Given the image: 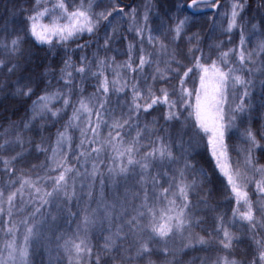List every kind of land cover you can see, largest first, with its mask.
<instances>
[{
  "label": "snow or ice",
  "instance_id": "obj_1",
  "mask_svg": "<svg viewBox=\"0 0 264 264\" xmlns=\"http://www.w3.org/2000/svg\"><path fill=\"white\" fill-rule=\"evenodd\" d=\"M158 5L159 0H145L141 11L120 0H34L31 9H21L27 13L22 25L13 29L10 38L0 40V50L14 57L23 55L25 43L47 46L51 52L55 44L65 45L84 33L96 37L99 45L92 59L82 55L78 64L70 57L62 58L57 79L60 87L55 90H50L53 85L49 79L42 94L36 92L39 81L56 77L51 63L41 65L43 71L38 75L30 73L0 84V91L8 89L22 100L37 96L22 127L13 123L0 132V154L20 149L10 157L0 155L2 170L8 177L0 186V217H7L0 219V264H35L34 257L41 250L48 255L47 264H62L64 258L68 264H185L183 255L196 248L216 249L217 254L207 264H264V235H260L264 230V164L260 163L264 159V131L257 133L251 126L254 112L264 119V79L259 80L257 105V82L253 78L257 73L264 77V61L256 66V58L264 55V38L257 39L253 51L245 48L253 36L264 37V17L256 22L254 18L246 20L248 0H230L229 11L223 13L226 27L215 16L209 19L213 30L230 35L238 29L239 48L221 51L211 59L200 48V33L193 28L202 14L221 7L220 0H174L166 7ZM258 7L264 9V0ZM125 24L126 31L139 39L138 62L133 58L136 45L131 42L127 46L128 59L122 63H117L114 56L100 57L101 49L110 51L118 38L126 39L120 33ZM248 25L250 31L246 34ZM101 29L103 37L98 35ZM145 40L153 52L145 50ZM181 42L189 46L187 55L191 59L187 64L179 58ZM170 44L175 46L171 50ZM78 47L83 50L87 44ZM197 52L200 55H195ZM232 56L237 57L235 63ZM148 68L153 69V84L178 77V91L160 88L157 94L151 84L144 91L139 80L129 85L126 72L138 73L147 82L144 73ZM3 69L10 75L27 71L19 62L0 59ZM89 76L97 81L96 91L84 97V88L78 87L77 79L83 85ZM190 79H198V87H188ZM129 88L127 112L121 108L116 116V109L108 107L111 97L116 95V107H121L120 94ZM74 91L80 93L75 104ZM58 103L60 107H56ZM158 105L167 108L163 119L168 127L159 130L164 135L139 123L141 112L150 114ZM69 107L72 114L63 129L57 130L54 144L45 146L42 132L47 122L61 119ZM106 115H111V122ZM238 119L246 120L247 126L241 133L245 147L238 152L242 159L234 163L227 141L229 132L238 128ZM103 127L108 128L106 136L101 134ZM72 129L80 133L75 154ZM126 129H134L135 135L125 139ZM190 130L194 135H189ZM26 131L40 136L35 148L46 155L42 165L45 171L33 178L21 170L13 179L15 164L25 159V144L33 143L31 138L25 139ZM146 133H155V138L145 145L141 141ZM204 138L205 151L214 161L212 171L218 170L226 179L224 190L235 201L232 219L226 221L223 214H217L215 228L207 238L193 230L203 219L197 216L200 209L191 198L206 182L211 183L209 172L193 162L202 155L198 150ZM102 154L107 156V165ZM172 165L178 166L173 169ZM252 184L255 201L248 191ZM211 195L209 189L198 204L208 208L207 198ZM161 200L167 202L166 207H158ZM236 223L247 227L251 234L254 248L247 262L235 256L242 243L241 237L230 230ZM97 231L107 234L102 236L100 251L94 252L90 235Z\"/></svg>",
  "mask_w": 264,
  "mask_h": 264
},
{
  "label": "trees",
  "instance_id": "obj_2",
  "mask_svg": "<svg viewBox=\"0 0 264 264\" xmlns=\"http://www.w3.org/2000/svg\"><path fill=\"white\" fill-rule=\"evenodd\" d=\"M166 3L172 4L174 0H162ZM70 3H78L79 0H69ZM145 2V0H120V3L122 4H133L134 6L142 8V4ZM175 2H184V0H175ZM221 7L213 12L204 13L200 16L198 19V23L196 27L193 28V31H198L200 33L201 37V43L200 48L203 50L204 54L205 52H209V54H215L217 52L214 59L217 58L219 53L221 51H227L229 48H239V44L236 45V47H232L234 44L227 43L228 34H225L221 32L220 30H213L212 28V20L206 17H213L215 16L217 19V13L222 9L224 6L227 7L228 3L230 4V0H220ZM249 7L246 9V15L245 18L247 19L251 14L254 12H257L259 14L264 13V9H261L258 7L260 4V0H248ZM34 0H0V40H3L5 37H9V34L13 31L14 28H19L22 25V22L24 20V17L27 15L26 12H21V9H31L33 7ZM127 11V9H126ZM47 22V21H46ZM127 24L124 25L123 28L120 29V33L122 36L126 37V39H119L118 42H114L112 44V48L110 51L105 52L101 49L99 52L100 57H115L117 63H122L128 59L127 56V46L129 44V39H138L135 37L134 33H130L126 31ZM110 31V30H109ZM100 37H103L104 31L101 29V31L98 33ZM239 39V30L236 29L235 33H233V36H231V42H233L234 37ZM10 38V37H9ZM224 40L221 45V47L216 48V45L220 44L218 43V40ZM230 39V37L228 38ZM96 37L89 36L87 33L82 34L78 38H75L72 41H69L65 45H59L55 44V47L52 49L51 52L48 51L47 46H33L31 42L25 43L23 46V55L20 57H14L7 55L3 50H0V59L5 60L6 62H19L21 64V69H27V71L18 70L15 75H10L7 73L6 69L0 70V84H5L8 82H12L17 80L20 76H27L30 73L32 74H39L43 71V68L40 67L44 64H53L55 66L56 70V77L53 78L51 76L47 77L44 80L39 81L38 86L36 87L37 95L42 94L45 84L47 83V80H52V89L55 90V88L60 87V85L57 83V79L59 76V68L63 66L62 64V58H71V60L78 64L79 59L82 55H87L89 59L93 58V53L96 52L97 48L99 47L98 44L95 43ZM145 42H147L145 40ZM102 43V40H101ZM182 43V42H181ZM239 43V42H238ZM87 44V47H85L83 50H81L78 45H85ZM183 44H187L186 42H183ZM226 44V45H225ZM143 47L146 51L153 52L154 50L148 45L143 44ZM172 47H175L174 45L170 46V50ZM188 45L185 49L182 50V53L185 55V59L182 60L183 63L187 64L189 63L191 57L187 55L188 52ZM182 49V44H180V53ZM186 51V52H185ZM195 55H200L199 52L195 53ZM138 56H139V49H137L134 52V60L138 62ZM262 59L261 61H264V55H261ZM184 56L179 58H183ZM237 57L232 56L231 60L233 63L236 62ZM210 62V61H209ZM259 63H257L256 66ZM153 69L148 68L146 69L144 76L147 77V82H145L144 78L141 77L138 73H125V77L128 79L129 85H131L136 80H139L140 87L142 90L146 91L147 85L151 84L153 86V90L156 91L157 94H159L160 88H167L170 92L176 90L178 91V77L173 76L172 79L168 82H162L157 80L154 84L151 80ZM111 78V72L108 73ZM256 80V88H255V103L259 105V80L264 79V77H261L259 73H257L254 77ZM97 81L94 78H91L90 76L85 80L83 85L79 84V79H77V85L78 87H83L84 92L83 96L88 97L93 92L96 91L95 85ZM188 87H198V79L195 81L189 80ZM237 96H239V92L236 93ZM37 98L36 95L32 96L31 100H22L17 97H13L10 94V91L8 89H4L3 91H0V132H3L4 129L9 128L11 124L16 123L21 125V122L26 120L30 116V106L32 103V100H35ZM80 98V93L78 91H74V94L72 96V101L75 104L77 100ZM175 99L176 97H172ZM116 101L117 97L116 95H113L110 100L109 109L115 108V115L119 116L121 114V108L126 113L127 112V106L131 102V91L130 88L126 90V93L120 94V102L121 107H116ZM62 103V102H61ZM61 104L58 103L56 107H60ZM167 111L166 106L158 105L154 107L152 110H150V114H145L141 112L140 114V120L139 123L141 127H143L145 124L149 125V128H155L158 131L167 128L168 125L165 123L163 119L164 113ZM72 114V108L69 107L66 110V114H62V118L53 123L51 120L47 122V128L42 132V135L46 138L45 140V146H50L54 144V141L56 139V132L58 129H63V125L67 122L68 118ZM187 115V113H184ZM253 121H252V129L253 131L260 133L261 131H264V119H260V113L254 112L253 114ZM106 119L111 122V115H106ZM94 119V118H93ZM153 121H156V123H153ZM40 122H37L39 124ZM238 128L232 129L229 132L228 135V144H229V151L230 155L232 157V161L235 163L237 160L242 159L241 155H238V152L241 148L245 147L243 140L241 139V133L243 132V129L247 126V121H241L237 120ZM73 135V154L79 151L77 148V145L80 142V133L78 129H72L70 130ZM108 128L103 127L101 130V134L103 136L107 135ZM160 135H164L165 133L163 131H159ZM14 135V133H12ZM135 135V130H125V139H130L132 136ZM189 135H194V130L189 131ZM25 139L31 138L33 143L32 144H25V149L27 150L25 159L23 162H18L15 164L16 169V176L13 177V179L18 178V176L21 173V170L25 175H31L33 178L43 175L45 169L42 167L46 163V155L44 153H40L36 150L35 144L40 142V136L37 135L33 131H26L24 132ZM155 133H146L145 139L141 141L142 144H147L149 139H154ZM188 137H185V140H187ZM206 138L202 141V147L198 151L202 153L200 156H196L194 163H197V167H203L205 170L209 172V175L211 176V183H205L204 187L202 189H197L192 194V202L194 205H197V207L200 209L197 212V216L203 219V223L195 227L193 230L195 232H198L200 235H204L206 238L208 236L209 232H212L215 228V220L214 217L217 214H223L225 216L226 221H230L232 219V208L235 207V201L234 198H229L228 193L224 190V186H226V179L222 177V175L219 173L218 170L213 173L214 168V161L211 159L210 153L206 152ZM19 148H16L15 150H7L3 152V157H10L15 154V151H19ZM178 151V150H177ZM50 154V153H49ZM73 154H70V160L74 163ZM110 155V153H109ZM102 159H104L105 165L109 163L107 156L105 154H102ZM261 164H264V159L260 160ZM178 165H172L171 167L174 169ZM3 165L0 163V186H3L7 180V175L3 172ZM160 171H163V169H159ZM171 174V173H170ZM191 178V177H190ZM223 181V185L222 182ZM18 186V185H17ZM165 187H167V184H165ZM211 189L212 195L209 196L208 199V208H205L204 205L198 204V201L202 196L205 195V193ZM251 198L253 201L256 200V194H255V185L252 184L249 186L248 189ZM179 202V201H178ZM167 206V202L161 200L158 203L159 208H164ZM259 215V214H258ZM2 220H6L7 217L3 216L0 217ZM19 219V217H17ZM64 228L66 229L67 226L65 225ZM75 225H72V229L74 230ZM230 230L236 233L237 236L241 237L242 243L236 248L235 250V256L237 259H242L245 262L250 260L252 258L253 248L254 245L252 244V241L250 239V233L244 225L241 223H236L235 226H230ZM107 233H100V232H93L90 235V243L94 248V252H99L103 245V235H106ZM3 234L0 233V236ZM260 235H264V230L260 231ZM216 249L211 248L207 251L201 250L199 248L189 250L187 251L182 259L185 262V264H201V260H205V264H207V260L214 258L216 255ZM103 255V253H101ZM94 259V257H93ZM107 259V257H105ZM35 264H47L48 262V255L46 252L41 250V252L37 253L34 257ZM62 264H68L67 258H64L62 260ZM110 264H113V262H110Z\"/></svg>",
  "mask_w": 264,
  "mask_h": 264
},
{
  "label": "rangeland",
  "instance_id": "obj_3",
  "mask_svg": "<svg viewBox=\"0 0 264 264\" xmlns=\"http://www.w3.org/2000/svg\"><path fill=\"white\" fill-rule=\"evenodd\" d=\"M144 4V3H143ZM142 4V5H143ZM170 3H166V2H164V1H162V0H159V7H166V6H168ZM220 4H222V3H220ZM142 7V6H141ZM229 9H230V4L228 3V5H227V7H223L222 9H220V11L218 12L219 13V15L217 16V20L218 21H222L223 22V24H224V26L226 27V24H227V18L226 17H224L223 16V13H225V12H227V11H229ZM141 11H142V8H141ZM261 17H264V13H261V14H259V13H257V12H254L253 14H251V16H249L247 19H249V18H254L253 19V22H256V21H259V19L261 18ZM206 18H209V17H206ZM246 19V18H245ZM246 19V20H247ZM218 30V29H217ZM236 30V29H235ZM235 30L233 31V33H235ZM248 31H250V25H248V27L246 28V34H247V32ZM233 33H231L229 36H228V38L230 37V39H228L227 38V43L229 42V44H234L232 47H236V45L237 44H239L238 42H239V39L237 38V36L236 37H234V40H233V42H231L232 40H231V36H233ZM226 34V33H225ZM259 38H264V37H259V36H253L252 38H251V40L249 41V42H246V44H245V48H246V50L247 51H253L255 48H256V42H257V39H259ZM224 40H221V39H219L218 40V43H220V45H223V42ZM134 43L135 45H136V50L137 49H139L140 48V43H139V39H133V38H130L129 39V43ZM145 44H147V42H144V45ZM182 44V49H181V53H180V57H182V56H184L181 60H184L185 59V55L182 53V50L183 49H185L186 47H187V44H183V42L181 43ZM226 45V44H225ZM170 46H171V44H170ZM217 48V47H216ZM135 50V51H136ZM186 52V51H185ZM206 54H205V56H210L211 57V59H214L215 58V56H216V54H217V52H215V54H209V52H205ZM257 59V63H259L260 64V62H261V59H262V56H260V57H257L256 58ZM258 64V65H259Z\"/></svg>",
  "mask_w": 264,
  "mask_h": 264
},
{
  "label": "water",
  "instance_id": "obj_4",
  "mask_svg": "<svg viewBox=\"0 0 264 264\" xmlns=\"http://www.w3.org/2000/svg\"><path fill=\"white\" fill-rule=\"evenodd\" d=\"M212 11H215V10H209V11H207V12H212Z\"/></svg>",
  "mask_w": 264,
  "mask_h": 264
}]
</instances>
